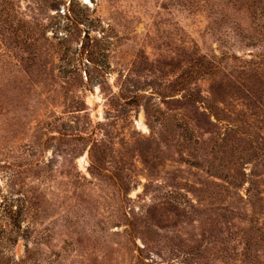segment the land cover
Here are the masks:
<instances>
[{
	"label": "rangeland",
	"instance_id": "374dc122",
	"mask_svg": "<svg viewBox=\"0 0 264 264\" xmlns=\"http://www.w3.org/2000/svg\"><path fill=\"white\" fill-rule=\"evenodd\" d=\"M23 264H264V0H0V194Z\"/></svg>",
	"mask_w": 264,
	"mask_h": 264
},
{
	"label": "trees",
	"instance_id": "16d2710c",
	"mask_svg": "<svg viewBox=\"0 0 264 264\" xmlns=\"http://www.w3.org/2000/svg\"><path fill=\"white\" fill-rule=\"evenodd\" d=\"M18 200L10 197L7 194H0V228L6 227V225H11L16 230L22 228V215L25 207L16 204ZM12 241V237H0V246L7 244ZM31 256L28 253V256L17 260L16 258L12 259V255L4 256L0 254V264H23L26 263L27 259Z\"/></svg>",
	"mask_w": 264,
	"mask_h": 264
}]
</instances>
